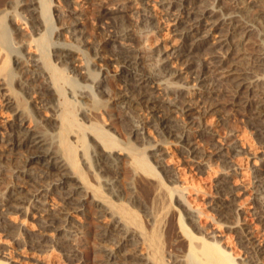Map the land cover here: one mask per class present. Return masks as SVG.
Returning a JSON list of instances; mask_svg holds the SVG:
<instances>
[{
	"label": "bare ground",
	"instance_id": "1",
	"mask_svg": "<svg viewBox=\"0 0 264 264\" xmlns=\"http://www.w3.org/2000/svg\"><path fill=\"white\" fill-rule=\"evenodd\" d=\"M51 1L28 0V2H24L23 0L24 4H19L22 12L15 13L13 17L10 15V18L16 23L27 16L22 15L23 12L31 11L32 16L41 14L43 18L40 21L38 18V20L36 19L38 15L34 16V25L37 29L48 27L52 11ZM65 1L76 2V0ZM2 4L3 0H0V7ZM99 4L104 17L109 20L107 22L109 25L107 38L104 37L98 43L94 42V46L98 45L95 48L100 60L98 62L100 69L105 70L104 73L102 71V76L93 78L96 72L89 66L84 67L81 49L65 43L56 46V50H53L54 55H57V60L65 66L64 68L59 67L52 61L50 38L46 33H43L39 38L31 39V43L37 42L38 51L31 49L32 44L29 41L30 44L25 43L24 45L23 43L25 46L24 55H17V59H14L15 64H20L18 62L20 58L25 61L19 67L21 72L17 76L19 78L16 89L12 87L11 83H14L13 77L17 74H14L15 69L11 67L9 53H4L3 50L8 39V26L4 16L0 17V108L6 109L8 112L14 111V118L10 122L0 125V142H3L11 151H24L30 156L32 166L22 170L17 177L32 176L40 181L50 178L52 180L51 189L59 194L65 202V210L67 209V211H57L47 207L46 200L42 199L43 195H47L43 194L47 188H38L33 194L28 195L27 192L13 185L8 188L5 195L0 194V231L3 230L7 234L12 233L10 229L12 225L9 226L10 223L6 222V216L15 211L34 209L33 211L36 210V213L40 214L42 226L45 229L51 227L62 229L64 223L69 219L70 212L86 210V208L89 210L91 206H94L102 215H110L113 220L112 225L105 227L101 233L104 240L117 242V247H121L126 241L135 239L142 245L144 244L147 249V251L144 249L146 253H143V250L142 253L135 250L134 252L129 251L133 253H120L117 248L105 247L107 259L100 264L172 263L171 258L166 257L164 248V242L167 239L164 237L171 234H176L179 238L187 240L189 246L187 256L194 257L190 264H249L251 261L254 264H264V243H262V239H259V234L252 230L247 222L245 206L240 200L241 190L232 187L234 185L231 186L232 182L230 181L231 176L244 172H240L238 164L229 160L227 156L232 150L244 152L246 146H243L244 143L242 145L241 142H235L232 147L228 148L213 137L214 150L206 155L205 150L196 142L199 134L196 135V131L194 133L195 128L200 126V132L214 136L212 123L205 121V124L204 122L202 124V120L204 121L205 117L214 113L220 114V108L226 102L241 109L250 123L256 126L260 132H264V96L259 94L261 90H257L259 76L254 79L259 70H264V0H100ZM157 6L163 12L160 17L156 11L159 7L154 9ZM59 7L56 10L60 11ZM81 8L79 9L76 5L65 11L62 10L65 15L72 13L75 16L70 23L65 21L59 27L56 33L58 40L62 39L61 36L68 33L69 30L78 36L82 35L80 26L83 25L81 16L84 13ZM132 10L141 12L146 24L154 28H161L165 19L171 24V27L167 29L170 38L167 41L163 37L158 38L155 41L157 46L154 45L156 47L152 49L148 48L150 50H148V55L143 46L140 47L135 43L137 38L135 27L124 26L127 21H131ZM254 34L258 35L259 42L252 40ZM85 40L87 39L85 38ZM262 41L263 43H261ZM26 44L31 48H27ZM154 53L158 56L156 68L146 63L147 58L145 60V57ZM110 64L117 68L113 74H110L108 68ZM65 69L76 76L92 79L100 92L99 94L107 98L102 101L100 99L99 102L102 103L95 100L94 110L96 114L98 113L97 115L101 110L106 111V108H110L111 104L116 103L118 99L126 102L127 99L132 98L139 104L145 105L150 110V117L144 120V123L133 125V132L141 135L142 139H149L148 129L156 130L158 136L164 140H155L156 144L152 149L153 155L157 157L158 163L164 170L174 174L175 179L183 181L180 178L181 171H176L177 168L168 159L172 156L169 144L175 145L176 150L187 155V158H192L196 167L202 171H209L213 168L214 165L210 163V158L213 156L225 157L229 168L217 179V196L211 195L202 199L205 204L203 206L199 200L204 189L184 181L174 186L168 185L160 172L149 161L146 148H140L130 140L125 146H122L110 129L98 122L99 120H95L96 122L89 125L79 121L73 103L67 97L64 88V84L70 78ZM109 76H112L113 82H117L118 91L108 83ZM73 78L72 83H75V78ZM260 78L264 77L260 76ZM168 82L170 84H167ZM190 83L193 84L190 85ZM52 89L59 96H64L63 107L58 117L53 115L49 120L47 119V122L43 120V123L46 125L52 121L59 123L60 150L54 149L50 145L51 137L47 136L49 132L43 131L44 127V129L41 128L43 130L39 129L41 124L38 126L39 122L36 119L32 120L31 111L29 115H27L29 111L27 113L24 111L28 110V108L25 109L26 103L28 104L27 99H34L37 102V110L48 108L49 102L46 100L52 96ZM128 94L129 96H127ZM204 94L212 97L208 105L204 102L207 105H205V109H203L204 105L200 107L201 105L198 104V100ZM29 109L31 110V108ZM173 110L181 113L187 119L184 121L179 119ZM196 112L200 115H197L201 119L200 121L194 118ZM95 118L97 119V116ZM34 121L37 124H32ZM193 127L195 128L193 129ZM87 131H90L97 142L99 152L97 159H94L96 170L101 172L114 168V161L124 153L130 158L131 167L138 171V175H141V179L149 191L150 187L153 188L151 190L154 192L155 199L161 201V208L149 216L150 226L145 224L143 214L137 211L136 207L129 206L127 200L126 202L118 201L115 198V196L120 197L119 191L115 190L116 186L110 181L103 184V175L98 176L99 171L93 172V175H96L94 177L97 178V184H94V181L91 183L89 180L86 171L80 165L79 146L70 138L71 136L77 138V142L83 146L84 154L87 156L89 147L91 148L86 140ZM207 156L209 158L205 159L204 157ZM91 157L88 156V162ZM261 158L259 163L258 160ZM261 158L253 155L254 161L251 168H253L258 184L264 187V156ZM90 161L92 162V160ZM141 189L142 187H140ZM143 190H145L144 187L142 192ZM130 193L133 195L132 191ZM121 197L123 198V196ZM174 198L182 207L181 212H184V217L188 219L186 222L182 213L173 206ZM178 213L180 217L176 221ZM261 216V219L264 220V214ZM195 230L197 231L195 232ZM232 235L248 252V257L242 261H238L232 251L230 244ZM129 236H133V238L130 239ZM27 243L39 254L38 257H35L37 264H50V254H47L50 255L48 259L41 257L47 246L41 236L30 238ZM60 243L64 242L60 241ZM187 244L185 243V245ZM65 245L63 246L65 247ZM0 256L6 258V260L0 261V264H12V261H15L3 250H0ZM66 256L65 260L73 259L74 253H68ZM179 261L186 262L182 259H176L173 262Z\"/></svg>",
	"mask_w": 264,
	"mask_h": 264
},
{
	"label": "rangeland",
	"instance_id": "2",
	"mask_svg": "<svg viewBox=\"0 0 264 264\" xmlns=\"http://www.w3.org/2000/svg\"><path fill=\"white\" fill-rule=\"evenodd\" d=\"M22 1L23 0H5V1L3 0V4L0 7V17L4 16L5 22L7 23V26H8V39L3 47V50H4V53H9L10 58H11V67L15 69L14 74L15 75L17 74L16 76L13 77L14 83L12 82L13 80L11 81L12 82L11 84H13L12 87H14L15 89L17 88L18 86L17 79L19 78L17 76H19L21 72L20 71L21 69L19 67H21L23 63H25V61H23L22 58L18 59V62H20V64L14 63V59H17V55H24L25 53V46H23V43L24 45L25 43L30 44L33 39L39 38L43 33H46L48 37L50 38V45H51L50 50H51L52 61L55 62L57 65H59V67L64 68L65 66L62 62L57 60L58 58H57V55H54L55 53L54 51L56 50V46L65 43V44H69V45H72L74 47L81 49V52H82L81 57L83 55L82 61H84V64H85V65L83 64L84 67L89 66L91 69L95 70L96 72L93 78L102 76L105 70L100 69L101 67L99 66V63H98L100 60L97 57L96 48H95L98 45L94 46V42L98 43L99 40L103 39L104 37L107 38L109 34V31H108L109 25L107 22L109 20L106 19V17H104L103 15L102 7L99 4L100 0H95V1L94 0H76L75 3H71L69 1L64 2V0L63 1L52 0L51 1L52 11L50 14L51 15L50 24L48 27L45 26V27H41L40 29H37L36 26L34 25L35 20L33 18L34 16L38 15L36 19L38 18L41 21L43 19L41 14L40 15L35 14L34 16H32L31 11H28V12L26 11L22 13V15H27L25 16V18L20 15V17L24 18L23 20L21 21L18 20L16 21V23L15 21L13 22V20H11L10 17L11 16L13 17L15 13L17 14V13L22 12L20 11L22 10V8L19 7V4H24V2H28V0H24V2ZM16 4L17 6H15ZM73 5L74 6L77 5L79 9L82 7L81 9L83 10V13H84L81 16L83 25L80 26L82 28V35L78 36L71 30H69L68 33L61 36L62 39L58 40L56 37V33L59 27L65 21L66 22L68 21L70 23L75 16L72 13L65 15L63 14L62 10L65 11L66 9L74 7ZM58 6H60L59 9L62 13L56 10L58 9ZM158 7L159 6L154 7V9L155 8L157 9ZM160 10H161L160 7L156 10L158 12L159 17L163 13ZM130 19L131 21H127L124 24V26H128L129 28L135 27L136 34H137L135 43L138 46L140 45V47L143 46V49L147 51L146 53L147 55H148V52L150 51L149 49L155 48L157 46L155 41H157L158 38L163 37L165 41H167V39L170 38L169 33H168L169 31L167 29L171 27L170 26L171 24L168 23L166 19L163 20V26L161 28H154L151 25L146 24L144 20V16L139 11L132 10ZM252 36H253L252 37L253 41L259 42V38L257 37L258 35L254 34ZM85 38L87 40H85ZM261 43H263V41ZM27 44H26L27 48L29 47L31 48L32 46L31 48L32 50L36 51L37 49L38 51L37 42H34V44L31 43L32 44L31 46H27ZM154 45L156 46L154 47ZM263 46H264V43H263ZM157 58H158L157 54L154 53L151 56L145 57V60L147 64L149 63L150 66H152L153 68H156ZM111 65L112 64H110L108 68L111 72L110 74H113V72H115L117 68L116 66L114 65L111 66ZM65 72L70 76V78L64 84V88L66 89L67 97L73 103L75 114L77 113L76 116L79 119V121H81L85 125H89L95 120H99L98 122L103 123L105 127L110 129L112 134L115 137H117V139L119 140L122 146H125L127 141L130 140V142H132L135 145H138V147L139 146L140 148L143 147V149L146 148L149 161L153 164V166L157 169V171L160 172V174L164 178V181L168 185L174 186L177 183L184 181L189 184H195L204 189V192L201 194V198L199 200L203 206H205V204L203 203L202 199L208 198V196H211V195L217 196L216 195L218 193L217 185H216L217 179L219 178L221 173H226V171L229 168L228 164L226 163L225 157L224 159L218 156H213L212 158H210V163L214 165L213 166L211 164L213 168L209 171H202L196 167V165L192 161V158L190 157L187 158V155L180 153L178 150H176L175 145L169 144L170 145L169 149L171 151L170 153L172 154V156H170V158L168 159L170 160V163H172V165H174V167L177 168L176 171L177 170L179 172L181 171L180 174L182 176L180 178H182L183 181H179L178 179H175L174 178L175 176H173L174 174L173 173L171 174L170 172H167L166 170H164L163 167L158 163L157 157L153 155V150H152L153 145L156 144L157 140H160V141L164 140L163 138H161V136H158L156 130L152 128L148 129L150 133L149 139H142L141 135H137L136 133L133 132V125L144 123V120H147L148 117H150V110L145 105L139 104L137 101H135V99L132 100V98H129V97H128L129 99H127L126 102H122L121 99H118L116 103L111 104L110 108H106V111L101 110L99 115H97L98 113L96 114L94 110V104L96 103V101L98 103H102L101 101L106 100L107 98L99 94L100 92H98L99 90L95 82H93L92 79L91 81L90 79L89 80L85 79V77L76 76L68 69H65ZM259 73L255 75L256 77H254V79H257V77L259 76L257 90L258 91L261 90L259 91V94L260 95L262 94L261 96H264V78H260V76L264 77V70L263 71L259 70ZM111 77L112 76H109L110 79L109 78H108L109 80L107 79L108 83L112 84L114 88L116 89V91H118L119 86H117V82H113V80H111L112 79ZM72 78L75 80V83H72ZM167 84H170V83L168 82ZM191 84L193 83H190V85ZM172 85L175 86L174 84ZM19 92H22V91H19ZM21 94L22 96H24L23 93ZM51 94L52 96L48 98V100H46V102H49L47 105L49 106L48 108L41 110V111L37 110V107H36L37 102L34 99H27L28 104L26 103L25 109L28 108V110H24V111H26V113L27 111H29L27 115H29L31 111V117H33L32 120L36 119V121L39 122L38 126L41 124L39 126V129L44 127L45 129L43 128L44 130L43 129L41 130L46 131V133L49 132L47 136L49 135L51 137L50 138L48 136V138H50L49 139L51 143L50 145L53 146L54 149L60 150L59 123L52 121L51 123L46 125L43 123V120L44 121L46 120L45 122H47V119L49 120V118H51L53 115L56 117L59 116L61 112V108L63 107L64 96L62 97L59 96L53 89H52ZM127 96H129V94ZM211 98L212 97L204 94V96L201 97L202 100L201 99L198 100V104L201 105L200 107H203L204 105L203 109H205L206 108L205 105L206 104L208 105L209 102H211L210 101ZM100 99L101 101L99 102ZM200 100H201V103H199ZM129 105H131V107H128ZM29 108H31V110ZM2 109L3 108H0L1 110L0 111V125L10 122L14 118V111L8 112V110L6 109L2 110ZM92 110H94V112H92ZM173 111L177 114L179 119H183V121L187 119V117H185L181 113H178L175 110ZM196 113L194 115V118L200 121L201 119H199L198 117L200 115L198 114V112ZM219 113L220 114L214 113L213 115H209L204 118V121L202 120V124L203 122L205 124V121H210V124L212 123L213 129L215 132L214 136L211 134H207V133L203 134L202 132H200L199 131L200 126L198 127L195 126L197 127L198 130L195 127H193V129L195 128L194 133L196 131V135L199 134L200 136V137L197 136L198 140L196 139V142L197 144L199 143L200 144L199 146L205 150L204 152L206 153V155L213 152L212 150H214L213 148L214 146L212 144L213 137L218 139L219 143L223 144L225 147H228V148H230V146L232 147L235 144V142H241L242 145L244 143L243 146L244 147L246 146L244 152H235L232 150L231 152L232 154L230 153L227 156L229 157V160L234 161V163L236 162V165L238 164L237 166L240 168L241 170L240 172H244L243 174L239 173V175L231 176L233 178L230 177V181L232 182L231 186L234 185L232 187L238 190H241L240 200H241V203L244 204L245 206V211H246L245 216L248 219L247 222L249 223L252 230L256 231L257 234H259L260 236L259 239H262L263 241L262 243H264V220L261 219L262 218L261 215L264 214V187L258 184L255 178V175L253 173V168H251L253 166V161H254L253 155L259 158L264 156V132L263 133L260 132V130H258L256 126L250 123V121L248 120V118L242 112L241 109L231 104H228L227 102L226 104L222 105V108H220ZM96 116H97V119L95 118ZM98 116H100L99 119H98ZM36 121L32 122V124H35V123L37 124ZM86 133H87L86 134L87 143H89V146H91V148L89 147V151H88L89 154L87 156L84 154L83 146L77 142V138L75 136H71L70 138L73 141H75L74 143H76L77 146H79L78 158L81 163L80 165L86 171L87 176L89 180L91 181V183L95 182L94 184H97L96 182L98 181H97V178H95L96 175H93L94 174L93 172L99 171L98 169L96 170L95 168L97 167L95 160L97 159V155L99 151L97 149V142L93 138L90 131H87ZM54 139L56 142L53 141ZM55 145L59 148H57ZM122 151H125V150H122ZM122 155L123 156H120L121 158L119 157L117 159L118 161L117 160L114 161L115 164L113 166L114 168H112L113 170L105 169L104 171H101V172L99 171L100 173L98 174V176L103 175V178H102L103 184L107 181L112 182V184L116 186L115 190L117 192L119 191L118 193L120 194V197L123 196V198L122 197L120 198L119 196H115V198L118 201L121 200V201L126 202L127 200V204L129 206L133 208L136 207L135 209L139 211L141 214H143V219L145 221V224L147 226H150L149 216H151L153 213L160 210L161 201L155 199L154 192H152L151 190L153 188L150 187V191H149V188H147L145 186V183L142 181L141 175H138L139 174L138 171H136L135 169L131 167L130 158L127 156V154L123 153ZM88 156L89 158L92 156L91 159H89L90 163L88 162ZM124 158L127 160H125ZM204 158L205 159L209 158V156L204 157ZM211 159H214V160H211ZM90 160H92V162ZM260 160H262V158L258 160L259 163H260ZM31 164L32 163L30 162V156L27 152H24V151L21 152V151H15V150L11 151V149L7 148V146L3 142H0V194L5 195L7 193L8 188L13 185L18 187L21 190H24V192H27L28 195H30V193L33 194L38 188L44 187L47 189L44 190L45 193L43 192V194H47V195H43L44 197L42 196V199L44 201L46 200L45 202L47 204V207L53 208L54 210H57V211H67V209L65 210L66 205L63 199L59 196L57 192L51 189L50 186H51L52 180L50 178H46L44 181H40L36 177H32V176H25V177L21 176L20 178L17 177L19 173H21L22 170H25L29 166H32ZM135 177L136 178L138 177L137 179L139 180L141 179L140 180L141 182L139 180L137 181ZM140 187H142V189L144 187L145 190H143L142 192V189L140 190ZM128 189L129 191L131 189V191L133 192L132 193L133 195H131L130 193L131 191L129 192ZM106 190L108 191V189ZM172 203L178 212L182 211V207L180 206V204L177 202L175 198L173 199ZM93 207L94 206H91L89 210H87L86 208V210L70 212L71 214L68 217L69 219L64 223V226L62 228L63 230L54 229L53 227L45 229L42 226L43 223H42L40 214L38 212L36 213V210L33 211L34 209H29L28 211L27 210L26 211H15L7 215L8 217L6 216V222L8 224L10 223L9 226L12 225L10 227V229L12 230V233H11L12 235L7 234L3 230L0 231V239H1L0 250H3L4 252H6L7 255L12 257L13 260L15 259V261H12V264H37L35 261V257H38L39 254L38 252L36 253V251L30 245H28L27 242L29 241L30 238H34V237L38 238L41 236V238L44 239L45 243L47 244V246L45 247L46 249L45 251L42 252L43 254L41 257L42 258L45 257L46 259H48L49 256L51 255L49 259L50 264H100L101 262L107 259L106 257L107 250H105V247L106 248L111 247L113 249L117 248L119 249L120 253H126V252L133 253L134 250L142 253L144 249H146L144 247V244L142 245L140 241L137 242L135 241V239L126 241L125 244H123V246L121 247H117V242L104 240L102 238L101 233L103 232V229H105V227L107 228L110 225H112L113 220L112 218H110L111 217L110 215L104 216L96 207L94 208ZM181 213H182V217H184V212H181ZM179 217H180V214L178 213L176 217V221L179 220ZM184 220L186 222L188 219L184 217ZM196 231L197 230H195V232ZM171 235L164 237L165 239L167 238L166 240L164 239L166 241L164 242L165 243L164 248L166 251L165 254H166V257L167 258L170 257L171 259L170 258L169 259L172 261V263H168V264H190L192 263V260L194 257L187 256L189 253V246L186 242L187 240H185L182 237L179 238L176 234L175 235L171 234ZM129 238L131 239L133 238V236H129ZM59 240L64 243H60ZM185 243L187 245H185ZM65 244L67 245V247ZM230 244L232 246V251L237 257L238 261H242V259H244L245 257H248V252L246 248L243 247L240 243H238L236 237L233 235L231 236ZM63 245H65V247ZM129 251H133V252H129ZM145 251H147V249ZM145 251L143 253H146ZM68 253L69 254L74 253L73 259L65 260L67 258L66 255H68ZM47 254H50V255H47ZM179 258H181L182 260H186V262L184 263L181 261L177 263L173 262L176 259L181 260ZM2 260H6V258H4L3 256H0V261ZM249 264H254V263L253 261H251Z\"/></svg>",
	"mask_w": 264,
	"mask_h": 264
}]
</instances>
